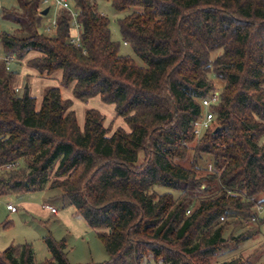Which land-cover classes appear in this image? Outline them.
<instances>
[{"label":"trees","instance_id":"obj_1","mask_svg":"<svg viewBox=\"0 0 264 264\" xmlns=\"http://www.w3.org/2000/svg\"><path fill=\"white\" fill-rule=\"evenodd\" d=\"M108 1L132 9L118 24L142 63L120 53L97 0H72L79 44L68 10L47 33L42 0L5 9L28 34L1 32L3 55L38 52L29 67L61 71L77 99L114 104L130 130L110 134L96 108L81 127L59 86L47 87L40 105L29 86L17 94V72L1 59L0 195L59 190L109 254L87 264H253L219 257L259 232L251 221L264 224V0ZM216 80L224 87L215 120L197 136L194 122ZM10 163L18 164L5 169ZM232 224L247 230L226 236ZM44 240L51 256L40 264H70L65 240ZM0 264H37L32 245L0 250Z\"/></svg>","mask_w":264,"mask_h":264},{"label":"rangeland","instance_id":"obj_2","mask_svg":"<svg viewBox=\"0 0 264 264\" xmlns=\"http://www.w3.org/2000/svg\"><path fill=\"white\" fill-rule=\"evenodd\" d=\"M97 4L99 12L110 18L112 38L120 43V53L130 55L139 63H142L141 59L135 54L132 46L123 41L118 24V19L126 16L132 9L123 12L116 11L111 1L108 0H97ZM16 7L17 0H0V33L7 31L19 35L28 34L26 29H20L15 22L4 17L3 13L5 9L15 10ZM52 16H54V10L43 18L44 28L41 30L47 33L54 32L45 29L46 24ZM3 51V46L0 42V56L3 55ZM38 54L36 51H31L25 58L12 59L9 63V68L7 69L17 72L12 84L13 90L17 94H22L25 86H29L31 94L36 96L38 105H40L46 88L49 86H59L63 98H71L73 100L72 109L76 111L81 127L84 125L86 110L88 108H96L105 115L106 119L104 124L110 134L119 127L130 130L125 118L117 115L114 104L104 102L100 96L84 100L77 99L73 95L74 83L70 85L63 84L61 81V71L46 75L40 74L35 69L29 67L27 60ZM214 87L222 90L224 83L216 80ZM262 141H264V138ZM140 158L143 160V153H141ZM208 167L210 169L212 168L210 164ZM154 190L157 193H163L170 189L157 186ZM174 194L176 196L180 195L177 191H174ZM9 203L16 205L18 211H10L7 207ZM47 203L57 207L59 213L54 214L48 210L45 207ZM263 214L264 209L261 211V215ZM250 226L255 229L259 228V232L252 235V238L238 245L233 250H227L219 257L220 260L231 259L240 255L245 259L253 257V259L251 258L253 264H264V224L260 226L254 221H251ZM246 230V227L232 224L225 234L226 236L231 233L239 235ZM48 235H51L56 240L66 241L70 264L100 263L109 258V254L95 229L90 227L86 220L75 212L69 200L62 196L59 190L46 187L43 190L0 195V250L7 248L11 244L30 243L35 254L36 262L40 264L51 256L44 240V237ZM256 253H260L261 255L258 256ZM143 264L149 263L144 262Z\"/></svg>","mask_w":264,"mask_h":264},{"label":"built area","instance_id":"obj_3","mask_svg":"<svg viewBox=\"0 0 264 264\" xmlns=\"http://www.w3.org/2000/svg\"><path fill=\"white\" fill-rule=\"evenodd\" d=\"M42 6L43 9L48 7V13L46 15H49L52 10H54V16L49 20V22L46 24L45 29L47 31H55V29L58 26V17L59 12L63 9L68 10L71 14V26L73 29V35L71 37V42H74L76 44H79L81 41V24L78 21L79 11L72 2V0H42ZM0 59H3L7 62L8 68L9 63L12 60V57L7 55L0 56ZM221 100V89L218 87H214V89L211 91V93L204 97L202 99V106L204 107L205 111L203 113V116L197 119L194 122V132L197 136H201L207 129H209L213 121L215 120L214 112L211 110V107L217 105ZM18 163H10L5 166V169L12 170L17 166ZM8 209L12 212L18 211V207L12 203L8 204ZM47 209H49L53 213H57L58 209L55 206L52 205H45Z\"/></svg>","mask_w":264,"mask_h":264},{"label":"water","instance_id":"obj_4","mask_svg":"<svg viewBox=\"0 0 264 264\" xmlns=\"http://www.w3.org/2000/svg\"><path fill=\"white\" fill-rule=\"evenodd\" d=\"M48 10H49L48 7L44 8V9L42 10V14L46 15V14L48 13Z\"/></svg>","mask_w":264,"mask_h":264},{"label":"crops","instance_id":"obj_5","mask_svg":"<svg viewBox=\"0 0 264 264\" xmlns=\"http://www.w3.org/2000/svg\"><path fill=\"white\" fill-rule=\"evenodd\" d=\"M48 204V203H47ZM47 204H45V205H47ZM49 205H51V204H49ZM53 206V205H52ZM49 210V209H48ZM59 213V210L57 211V213H54V214H58Z\"/></svg>","mask_w":264,"mask_h":264}]
</instances>
